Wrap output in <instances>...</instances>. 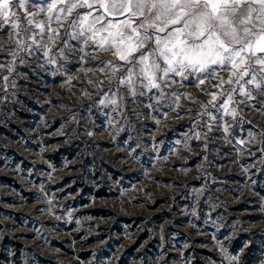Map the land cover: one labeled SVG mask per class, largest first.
<instances>
[{
	"label": "rangeland",
	"instance_id": "rangeland-1",
	"mask_svg": "<svg viewBox=\"0 0 264 264\" xmlns=\"http://www.w3.org/2000/svg\"><path fill=\"white\" fill-rule=\"evenodd\" d=\"M0 35L7 39V34ZM25 60L17 62L13 73L0 69V76H9L8 81H0V175L11 178L24 192L13 184H0L4 227L0 243L6 232L21 245L15 262L8 264H90L94 260L99 264H189L193 252L186 254V250L191 244L211 250L230 264L225 248L230 237L264 236L261 97L238 106L237 118L225 116L220 121L232 126L228 139L222 128L213 127L209 140L203 135L208 131L205 122H216L203 115L202 104L211 97L193 85L181 88L179 77L165 89L190 94L176 101L179 106L168 108L166 100L157 104L147 97H128L113 111L112 105L105 107L99 101L117 89L116 77H111L110 84V75L85 71L95 68L96 61L84 64L79 57H69L49 65L40 53L25 55ZM10 61L8 53H0V63ZM222 75L227 78L226 73ZM214 83L206 82L207 90L219 93ZM32 104L38 109L30 108ZM207 110L216 114L211 105ZM18 112L26 116L19 117ZM11 124L19 125L21 132ZM60 146L70 147L76 157L57 167L48 155ZM13 151L21 158L13 159ZM85 161L100 168L96 179L92 178L96 170H82L87 185L93 190L105 188L108 194L84 196L89 202L81 206L78 190H72V180L66 179L81 173L75 168H82ZM29 196L32 201L27 200ZM93 207L110 216H87L84 210ZM157 214L166 220L151 223ZM123 217L142 220L125 224ZM145 233L146 239L133 250L140 257L124 256ZM6 245L10 256L13 245L9 241ZM77 249L89 251L90 258L81 261L67 252ZM259 264H264V255Z\"/></svg>",
	"mask_w": 264,
	"mask_h": 264
},
{
	"label": "snow or ice",
	"instance_id": "snow-or-ice-1",
	"mask_svg": "<svg viewBox=\"0 0 264 264\" xmlns=\"http://www.w3.org/2000/svg\"><path fill=\"white\" fill-rule=\"evenodd\" d=\"M0 33L7 34V39L0 35V53L11 56L0 69L8 73L17 62H26L25 55L36 53L49 65L69 57L84 64L96 61L95 68L85 71L110 75V84L116 77L117 89L99 101L113 111L128 97L179 106L176 101L190 94L165 92L179 77L181 88L193 85L211 97L202 104L203 115L216 122H205L203 135L209 140L213 127L222 128L228 139L232 126L220 121L237 118L238 106L257 96L264 101V0H0ZM8 80L0 76V81ZM213 80L219 93L207 90L206 82ZM249 136L256 140L251 132ZM228 259L231 264L238 257Z\"/></svg>",
	"mask_w": 264,
	"mask_h": 264
},
{
	"label": "trees",
	"instance_id": "trees-1",
	"mask_svg": "<svg viewBox=\"0 0 264 264\" xmlns=\"http://www.w3.org/2000/svg\"><path fill=\"white\" fill-rule=\"evenodd\" d=\"M30 108L32 109H38L37 106H35L34 104H32L30 106ZM17 116L19 117H24L26 116L25 113L22 112H18L16 113ZM28 116V115H27ZM11 128H13L15 131L17 132H21V128L19 125L16 124H11L10 126ZM56 139H52L50 140V142H55ZM75 152L70 148V147H66V146H60L55 148L54 150L51 151V153L48 155L49 160L52 163H55V165L57 167H61L64 160H71L73 157L75 156ZM13 159H20L21 157L16 153V151H13ZM96 160V158H93ZM3 165V159L0 156V167ZM108 166V170H112L109 165ZM82 168H79V166H77L75 169L76 170H84L87 167H90V169L96 170V165L94 164V162L92 161H85L82 162ZM113 171V170H112ZM100 176V168H98L95 173L92 175V178L96 179L97 177ZM85 175L83 174V171L81 173H76L70 177H68L66 180H72V184H71V189L72 190H78V195L77 197L79 199H81L79 205L81 206H86L88 204V200L84 198V196L88 197V196H94L96 198H102L107 196L108 192L107 189L105 188H100V189H95L93 190L89 185H87L86 181H85ZM113 177H116L115 175H113ZM13 184L14 182L12 181L11 178L5 177V176H1L0 175V184ZM16 188H18L19 191H21L23 194L24 192L17 186L14 185ZM29 195H31L29 193ZM28 201H32L33 200V196H29L27 198ZM85 214L87 216L90 217H108L110 216V213L102 208L99 207H93V208H88L84 210ZM122 221V223L125 224H130V223H135L136 222H140L142 220V217H136V218H127V217H123L120 219ZM166 220L165 216H162L160 214H157L154 216V219L151 221V223H155L158 221H163ZM178 222V221H176ZM198 224V223H196ZM4 230L3 225L0 223V231ZM117 230H121L120 228H117ZM147 234H141L140 236H138L137 241L132 243L131 246H129L126 251L123 253L124 256L129 255L132 259H136L139 256L138 253L133 252V250H135L138 245L144 240L146 239ZM10 242L11 245H13L11 251L13 252L12 255L8 256L5 252H6V248L8 247L6 244L7 242ZM196 242V241H194ZM152 245V244H150ZM149 245V246H150ZM153 246V245H152ZM19 247H21L20 243H18L17 241H14V239L10 238L9 235L4 232L3 233V239L0 243V264H8L9 262H15L14 259L17 258V254L18 252H20ZM226 250L227 253L231 256H236L238 257L237 259V264H259L261 262V260L263 259V255H264V236H260L257 239L250 237L247 233H239L236 234V236L234 235L233 237H230L227 241H226ZM68 254L70 255H75V257L79 258L81 261H87L90 258V254L89 251H80V249H77L75 251L73 250H67ZM188 252H193L191 253L190 256V262L189 264H212L211 262H218L221 264H225V261L223 260L222 257H219L218 255H216L215 253H213L211 250L207 251L206 249H202V248H197L196 246H194L193 244H191L187 250H186V254ZM193 254V255H192ZM142 255V254H141ZM186 260V258H185ZM16 264H19V262H16ZM90 264H99L97 261H92V263Z\"/></svg>",
	"mask_w": 264,
	"mask_h": 264
}]
</instances>
